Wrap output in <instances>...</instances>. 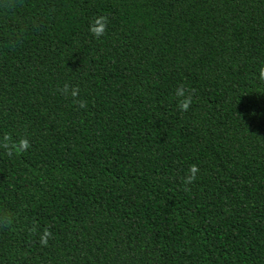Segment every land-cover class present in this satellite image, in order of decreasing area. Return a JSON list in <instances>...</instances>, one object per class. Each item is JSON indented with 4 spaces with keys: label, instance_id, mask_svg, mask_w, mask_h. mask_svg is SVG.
I'll return each instance as SVG.
<instances>
[{
    "label": "trees",
    "instance_id": "1",
    "mask_svg": "<svg viewBox=\"0 0 264 264\" xmlns=\"http://www.w3.org/2000/svg\"><path fill=\"white\" fill-rule=\"evenodd\" d=\"M262 68L264 0H0V264H264Z\"/></svg>",
    "mask_w": 264,
    "mask_h": 264
},
{
    "label": "clouds",
    "instance_id": "2",
    "mask_svg": "<svg viewBox=\"0 0 264 264\" xmlns=\"http://www.w3.org/2000/svg\"><path fill=\"white\" fill-rule=\"evenodd\" d=\"M106 30H107V18L103 17V16L97 17L95 19V21L90 25V28H89V31L96 38L103 36L105 34ZM260 78L264 79V68H262L260 71ZM68 88H69V86L67 84H65L63 86V91L67 92ZM78 93H79V88L73 87L71 90V95L73 97H76L78 95ZM176 94L178 97L184 96V89L182 86L177 89ZM191 102H192V98H191V96H188L185 99H182L178 102V107L183 111H187ZM80 106L84 107L85 106L84 102H80ZM2 146L6 150L7 154L9 156H12L13 151H15L16 153H20L22 151H25L30 147V144H29V141L25 138V139H21L19 141V144L17 145L16 143L11 142V137L9 135L5 134V136L3 138ZM198 172H199V167L197 165H195V164L190 165L189 170H188V174L183 178V183L185 185L192 184L196 180ZM186 190H187V188H186ZM50 236H51V233L49 231L45 230L43 236L41 237L40 243L46 245L48 242V238Z\"/></svg>",
    "mask_w": 264,
    "mask_h": 264
}]
</instances>
